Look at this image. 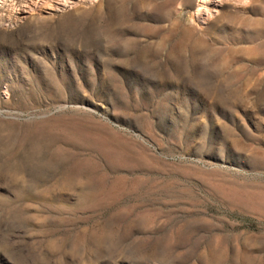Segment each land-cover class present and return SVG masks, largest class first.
Wrapping results in <instances>:
<instances>
[{
	"label": "rangeland",
	"instance_id": "obj_1",
	"mask_svg": "<svg viewBox=\"0 0 264 264\" xmlns=\"http://www.w3.org/2000/svg\"><path fill=\"white\" fill-rule=\"evenodd\" d=\"M199 4L0 0V264H264V0Z\"/></svg>",
	"mask_w": 264,
	"mask_h": 264
},
{
	"label": "bare ground",
	"instance_id": "obj_2",
	"mask_svg": "<svg viewBox=\"0 0 264 264\" xmlns=\"http://www.w3.org/2000/svg\"><path fill=\"white\" fill-rule=\"evenodd\" d=\"M189 1H190V0H186V2H189ZM206 1H209V0H199V2L202 3V4H203L204 2H206ZM202 4H199V6H201ZM198 10H199V9H198Z\"/></svg>",
	"mask_w": 264,
	"mask_h": 264
}]
</instances>
